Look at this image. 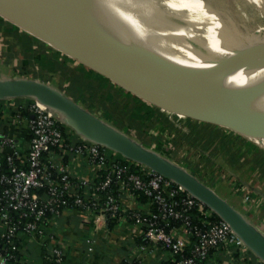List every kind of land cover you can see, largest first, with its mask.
<instances>
[{
	"label": "bare ground",
	"instance_id": "1",
	"mask_svg": "<svg viewBox=\"0 0 264 264\" xmlns=\"http://www.w3.org/2000/svg\"><path fill=\"white\" fill-rule=\"evenodd\" d=\"M0 14L114 80L121 73L162 92H196L246 115L228 124L264 148L262 55L249 63L257 70L222 76L238 89L214 78L231 47L264 36V0H0Z\"/></svg>",
	"mask_w": 264,
	"mask_h": 264
},
{
	"label": "built area",
	"instance_id": "2",
	"mask_svg": "<svg viewBox=\"0 0 264 264\" xmlns=\"http://www.w3.org/2000/svg\"><path fill=\"white\" fill-rule=\"evenodd\" d=\"M30 109L34 117L30 122V149L24 163L14 140L0 132V156L4 147L10 148L5 157L7 170L0 174V225L4 227L2 237L10 245L14 246L18 237L42 235L47 224L68 208L101 213L107 218L108 214L124 209L122 197L129 196L136 202L137 210L132 213L135 224L147 228L144 234L149 242L159 243L173 254L183 252L192 237L197 236L194 255L184 256L176 264H198L197 257L203 258L210 249L221 247L229 254H237L241 264H264L225 220L205 219L203 227L193 226L189 210L195 209L205 217H209L212 210L182 185L150 168H146L144 178L111 155L109 148L88 139L72 144L71 133L64 134L62 121L52 109L37 100ZM56 150L68 151L86 160L92 175L74 180L65 167L61 166L58 172L59 166L50 159ZM100 176L102 179L97 181ZM113 185L121 196L109 191L101 201L99 193L112 189ZM136 192L144 194L149 202L138 204ZM153 203L157 204V210L151 208ZM13 212L19 217L15 218ZM173 221L180 224L175 225ZM141 248L145 249V244ZM251 253L256 262L249 256ZM51 254L63 264L62 249L53 247ZM10 258L0 249V264H9Z\"/></svg>",
	"mask_w": 264,
	"mask_h": 264
},
{
	"label": "rangeland",
	"instance_id": "3",
	"mask_svg": "<svg viewBox=\"0 0 264 264\" xmlns=\"http://www.w3.org/2000/svg\"><path fill=\"white\" fill-rule=\"evenodd\" d=\"M0 25V48L2 50H9L10 46H7L8 43H12L14 46V48H12L13 53L10 57L8 55L6 56L4 52L3 56H0L4 59H0V64H3L5 61L10 65V67L4 66L2 70L7 72L11 70L13 73L20 74V70L24 69L28 71L27 77L29 78H46L48 83L55 87L60 86L66 89H73L74 87V92L78 90L81 94L88 95L85 93L86 84H82L81 80L77 82L79 85L76 84L74 86H72L71 80H69L68 83H65L64 81L65 78H72L74 80L76 75L80 76V72L78 73L77 70L82 69V67L86 70H93L94 72H97L96 70L92 69L88 64L58 50L64 56H68L70 60L66 63H64L65 61H62V63L59 64L60 70L53 71L52 73L46 71L44 77L40 76L38 68L41 64L39 65L37 58L34 57L38 56V51L36 54H31L28 51H30L32 47L42 48L43 45L44 47L54 48L53 45L49 43L51 41L31 28H21L1 14ZM28 36L34 38L38 43H33V46L28 48L26 52V49H24L23 46L26 44L25 40ZM250 46L251 47H248V49L259 46L264 47V36L260 41H255ZM57 47L60 48L59 46ZM229 50L231 52H236L243 51L244 49L239 50L231 47ZM24 64H26V67H22ZM97 73L108 78L102 73ZM38 74L39 77H36ZM129 78L142 86L162 92L159 88L153 87L137 78L131 76H129ZM108 79L112 86H114L113 89L119 87L122 91L115 94L113 101V99L110 100L105 98L107 89L106 91H103L104 88L100 87L99 92L102 93H99L100 96L95 95L94 97L96 100L93 101V107L96 108L95 112L98 113L99 116L103 117V119L114 127L124 130L127 134L137 139V141L147 148L157 151L178 165L187 170L193 171L199 179L208 183V185L219 194L222 195V192H224L220 187L222 185L225 186L222 187L225 191L230 190V195L234 196V200L229 196H224L225 199L240 211H245L246 209L253 211L252 209H254V212L257 214L256 217L259 216L261 222L264 224V204L258 200H254V196L252 195V193L256 191L255 186L264 189V148L262 146L248 138L247 135L236 128H232L220 122L205 120L171 111L132 93L139 97L143 104L146 102L154 108L165 112L167 116H169V119H171V122L175 125L174 127L166 126L161 120H158L149 124L141 123V127L136 126L137 128L133 130L135 127L132 123L133 120L131 121V119L128 118V110L123 108L125 102L129 100L126 97V92L130 91L119 85L116 81L110 78ZM79 86H81V88ZM95 87L96 86L91 90L90 94L98 92ZM112 92L114 93L115 91L113 90ZM62 123L66 124L64 122ZM70 128L71 127L67 128L69 131L68 134L73 131L72 128ZM110 153L119 159L124 157L122 154L112 149H110ZM137 163L141 164L139 162ZM143 167L148 168L145 165H143ZM248 169H251V172L247 177L244 173ZM248 178H250L249 181ZM219 185L221 186L219 187ZM251 198V202L254 205L249 201ZM235 200H237L238 204Z\"/></svg>",
	"mask_w": 264,
	"mask_h": 264
},
{
	"label": "crops",
	"instance_id": "4",
	"mask_svg": "<svg viewBox=\"0 0 264 264\" xmlns=\"http://www.w3.org/2000/svg\"><path fill=\"white\" fill-rule=\"evenodd\" d=\"M42 39L45 40L44 38ZM50 44L53 45L52 43ZM7 46H10L9 50H2L0 48V56H3V52L6 56L8 55L10 57L12 55V48H14V46L12 43H8ZM60 50L63 51L62 49ZM41 51L47 53L50 58L53 57V60L57 65L62 63V61L64 62V60H62L59 56L55 58L53 55L54 53H52L51 50L41 48ZM63 52L67 53L66 51ZM0 59L2 58L0 57ZM4 66L10 67V65L5 61L3 64H0V79L8 77H27V75L24 74L13 73L11 70L9 72L4 71L2 70ZM53 71L55 70L50 72L52 73ZM34 79L48 83L46 78ZM68 81L69 80L65 78L64 82L68 83ZM91 84L92 85L90 87L86 86L85 93L88 95H83V93L81 94V92L76 89L74 92V87L73 89H66L60 86L57 88L75 100L78 104L103 119V117L99 116L98 113L95 112L96 108L93 107V101L96 100V98L91 97L90 94V90H93L94 86H96L95 89H97V81H93ZM99 90L100 89H97L98 95H100L99 93H102L99 92ZM103 91H106V88H104ZM105 94H107V92ZM83 98H85V100ZM33 101L34 99L29 97L0 99V132L6 134L14 140V144L21 155V161L23 163L26 161V157L30 149V122L33 118V112L30 107ZM133 124L135 125L133 130L137 128L136 126L141 125L139 122ZM118 129L127 134L124 130L120 128ZM82 138L83 136L73 130L71 132L70 142L72 144H77ZM9 152V147H4L2 150V154L0 156V174L5 165V157ZM50 159L54 164L59 166L57 170L58 172L60 171L61 166L70 170L74 176V180L82 176L92 175V168L89 166L87 161L76 157L75 154L71 152H61L60 150H56L50 156ZM247 171L244 174L248 177L251 169H248ZM249 180L250 178H248V181ZM206 184L208 185V183ZM220 186L221 185H219V187ZM222 186L220 189H223L224 192L220 195L223 197L229 196L234 200V196L230 195V190L225 191L223 188L225 186ZM255 189L256 191L252 193L254 200H258L264 204V189L259 186H255ZM235 201L238 204L237 200ZM122 202L124 208L136 205V202L129 196H123ZM252 210L253 211H249L246 209L243 212H245L252 222L260 224L264 227V224L261 222V218L259 216V218L256 217V212H254V209ZM46 228L47 240L45 243L35 239L34 237L25 236L23 240V247L21 249L23 264H46L44 254L51 253L53 247H59L63 250L65 255L64 264H159L162 260H167L171 257V253L168 250L155 242H148V244H145L146 248L142 249L141 245L136 242L137 237L140 235V231L134 224L127 221H121L116 227H114V229H110L106 216L101 213H92L83 209L68 208L58 218L53 219L50 224L46 226ZM50 235H52V238ZM249 256L253 258L255 262L257 261L252 254H249ZM213 260L216 264H241L238 262L237 254H229L225 247L213 253Z\"/></svg>",
	"mask_w": 264,
	"mask_h": 264
},
{
	"label": "water",
	"instance_id": "5",
	"mask_svg": "<svg viewBox=\"0 0 264 264\" xmlns=\"http://www.w3.org/2000/svg\"><path fill=\"white\" fill-rule=\"evenodd\" d=\"M53 47L60 50L55 46ZM233 53L234 56L229 61L216 64L217 71L214 73V78L218 77L217 80L222 84L238 89L233 86L230 80H223L222 76L242 67L248 72L257 70L258 66L249 63L257 56L262 55L260 56V63L264 65V47L245 48L243 51ZM71 57L75 58L74 56ZM91 68L96 70L93 67ZM96 71L101 73L98 70ZM107 77L112 79L110 76ZM114 81L145 100L184 115L216 121L228 126H230L228 123L247 119V116L241 113L237 115L224 113L213 102L196 92L177 88H168L163 92H159L142 86L121 73L116 74V80ZM17 97H29L39 101L52 109L62 122L66 123L83 138L112 149L124 157L139 162L165 178L182 185L189 193L217 213L221 219L228 222L233 231L251 251L264 261V232L227 199L186 168L157 151L147 148L49 83L29 77L0 79V99ZM32 117H34V114H32Z\"/></svg>",
	"mask_w": 264,
	"mask_h": 264
},
{
	"label": "trees",
	"instance_id": "6",
	"mask_svg": "<svg viewBox=\"0 0 264 264\" xmlns=\"http://www.w3.org/2000/svg\"><path fill=\"white\" fill-rule=\"evenodd\" d=\"M25 41H26V44L23 46V48L26 49L25 50L26 52H27L28 48L33 46L32 45L33 43H38L34 38L29 37V36L26 38ZM43 48H45L46 50L47 49L51 50L52 53H54L53 55L55 58L57 56L61 57L62 60L65 61L64 63H66L70 60V58L68 56H64L61 52H59L58 50H56L54 48L44 47V45H43L42 49ZM37 51H38V56H34V57L37 58L39 65L41 64V66L38 68V73L40 74V76L44 77L46 71H52V70L58 71V70H60L59 65H57L56 62H54L53 57L50 58L47 53L41 51L40 47L39 48H33L32 47L30 49V51H28V52L31 54H36ZM22 67H26V64H24ZM77 71H78V73L80 72V74H79L80 76L76 75L74 77V80L72 78H70V79L67 78L68 80H71L72 86L78 84L77 82H79L81 80L82 84L85 83L86 86L90 87L92 85L91 83L93 81H97V87H98L97 89H100V87L106 88L107 94H105V98L110 99V100L115 97L116 93L118 94L119 91H122V89H119V87H115V89H113L114 86H112V84L108 78L98 74L97 72H94L93 70H90V69L86 70L85 68L82 67V69L77 70ZM27 73H28L27 70H24V69L20 70V74L27 75ZM39 74L36 75V77H39ZM79 87L81 88V86H79ZM113 90L115 91L114 93L112 92ZM95 95H98V94L94 93V92L91 93V97L95 98L94 97ZM126 97L129 100L125 102V104L123 105V108H126L128 110V118L131 119V121L133 120L132 123H136V122L138 123L139 122L140 124L141 123L149 124L153 121L156 122L158 120H161L166 126H171V127L175 126L171 122V119H169V117L167 116V114L165 112H162L161 110H158L157 108H154L153 106H151L150 104H147L146 102H145L146 104L145 103L143 104L142 100L139 97L133 95L131 92H126ZM83 99L85 100V98H83ZM113 101H114V99H113ZM123 120H124V118H123ZM61 126H62V129L64 131V134H67L69 132L67 129V128H69V126H67L66 124H63V123L61 124ZM139 127H141V125ZM107 150L110 151L109 149H107ZM117 160H119L123 165H127L131 171L141 174L144 178L147 177V175L145 173L147 171V169L145 167H143V165L138 164L137 162H135L133 160H129L125 157H121L120 159L117 158ZM6 170H7V164L5 163L2 172L6 171ZM101 179H102V177L100 176L97 178V181H100ZM112 187L113 188L112 189L110 188L108 191H101L99 193V195L101 197V201H103V198L105 197V195L109 191H115V195L117 197L121 196L120 193L116 191V187L114 185ZM38 192H40V191H38ZM136 200H137L138 204H146L149 202V199L144 194H141V193L138 194L137 192H136ZM151 208L153 210H157V204L153 203L151 205ZM206 208L209 209L207 206H206ZM135 210H137V207L132 206V207H128L126 209L120 208L115 214H108L107 215V221H108V226L110 227V229H114V227H116L117 224L120 223L121 221H127L131 224L136 225L135 219L132 217V213ZM91 212H93V211H91ZM241 212L249 219V217L243 211H241ZM189 214L191 216L192 225L198 226V227H203V225H204L203 223H204L205 219H208V220H220L221 219L220 216L213 211L211 212V215L209 217H205L203 213L200 214V212L195 210V209L189 210ZM13 215L15 218L19 217L17 212H13ZM172 223L175 225H179L180 221H178V222L173 221ZM253 223L256 224L264 232L263 226L255 223V222H253ZM137 227L139 228L140 235L137 237L136 242L139 243V245L148 244L149 241L147 238H145V234H144L147 228L143 225H138ZM19 230L21 231V228H19ZM3 231H4V227L0 225V249L3 251V253L5 255L11 256L9 264H23L22 263L21 249L23 247V240H24L25 236L15 238V242H14L15 244H14V246H12L9 244V242L7 241L6 238L2 237ZM26 237H29V236L26 235ZM46 237H47L46 236V230H44V233L42 235H39V234L34 235L35 239H37L43 243L46 242V240H47ZM197 242H198L197 236L194 235L191 239V242L186 246V248L184 249L183 252L173 253V254H171L170 258H168L167 260H162L159 264H176V262L179 259H181L182 257L194 255L193 250H194ZM157 244H159V243H157ZM219 249H223V247L210 249L209 253L203 258L197 257L198 264H210V263L214 264L213 253ZM44 258L46 260V264H59L57 261V257L51 253L44 254ZM64 259H65V255H63V261H64ZM133 264H136V263H133Z\"/></svg>",
	"mask_w": 264,
	"mask_h": 264
}]
</instances>
